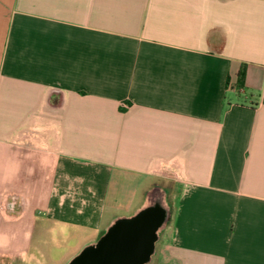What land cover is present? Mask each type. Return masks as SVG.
Here are the masks:
<instances>
[{
  "label": "crops",
  "instance_id": "0c3cea01",
  "mask_svg": "<svg viewBox=\"0 0 264 264\" xmlns=\"http://www.w3.org/2000/svg\"><path fill=\"white\" fill-rule=\"evenodd\" d=\"M155 190L146 264H264V0H0V264H69Z\"/></svg>",
  "mask_w": 264,
  "mask_h": 264
},
{
  "label": "water",
  "instance_id": "95a60500",
  "mask_svg": "<svg viewBox=\"0 0 264 264\" xmlns=\"http://www.w3.org/2000/svg\"><path fill=\"white\" fill-rule=\"evenodd\" d=\"M169 217L165 194L155 190L138 214L116 220L101 240L84 248L69 264H146Z\"/></svg>",
  "mask_w": 264,
  "mask_h": 264
},
{
  "label": "rangeland",
  "instance_id": "374dc122",
  "mask_svg": "<svg viewBox=\"0 0 264 264\" xmlns=\"http://www.w3.org/2000/svg\"><path fill=\"white\" fill-rule=\"evenodd\" d=\"M170 204H171V207H172V209L174 211V203L171 202ZM163 251H164V248L162 246V243H159L158 246H157V253L158 254H157L156 258H158L162 254ZM70 252H71L70 250L54 251L53 252L54 257L51 260L52 263L53 264H57L58 262L62 261L65 258V256H67Z\"/></svg>",
  "mask_w": 264,
  "mask_h": 264
},
{
  "label": "flooded vegetation",
  "instance_id": "af4514ba",
  "mask_svg": "<svg viewBox=\"0 0 264 264\" xmlns=\"http://www.w3.org/2000/svg\"><path fill=\"white\" fill-rule=\"evenodd\" d=\"M18 198L15 197V196H11L9 197V199L7 200L6 202V205H7V209L10 211V212H13V213H18L19 212V209H18Z\"/></svg>",
  "mask_w": 264,
  "mask_h": 264
},
{
  "label": "trees",
  "instance_id": "16d2710c",
  "mask_svg": "<svg viewBox=\"0 0 264 264\" xmlns=\"http://www.w3.org/2000/svg\"><path fill=\"white\" fill-rule=\"evenodd\" d=\"M101 239H102V238H101ZM101 239H100V240H101Z\"/></svg>",
  "mask_w": 264,
  "mask_h": 264
}]
</instances>
